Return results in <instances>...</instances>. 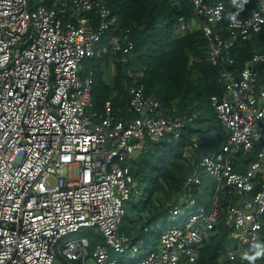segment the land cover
<instances>
[{
    "label": "built area",
    "instance_id": "2783aa9c",
    "mask_svg": "<svg viewBox=\"0 0 264 264\" xmlns=\"http://www.w3.org/2000/svg\"><path fill=\"white\" fill-rule=\"evenodd\" d=\"M187 1L191 16L178 17L176 29L202 32L221 68L225 91L210 106L227 140L199 155L165 219L173 225L140 253L143 240L118 232L124 203L139 192L131 161L147 143L177 139L196 116L167 114L136 83L128 88L135 117L116 118L109 101L101 113L91 109L92 73L80 70L115 21L103 0L32 8L0 0V264H199L221 223L229 260L250 264L243 257L259 242L264 213V53L235 70L231 50L261 31L264 0H229L239 16L225 26L223 0ZM125 39L111 37V52L129 55ZM92 227L98 232H81ZM94 236L103 243L91 245Z\"/></svg>",
    "mask_w": 264,
    "mask_h": 264
},
{
    "label": "trees",
    "instance_id": "16d2710c",
    "mask_svg": "<svg viewBox=\"0 0 264 264\" xmlns=\"http://www.w3.org/2000/svg\"><path fill=\"white\" fill-rule=\"evenodd\" d=\"M57 1L28 0V6H50ZM223 1L227 16L221 26H225L230 17L239 16L230 7L229 0ZM103 2L115 21L102 36L94 55L83 59L80 70L82 76L92 73L91 109L101 113L105 102L109 101L116 118L126 120L135 117L136 114L128 110V88L136 83L143 86L146 96L158 100L167 114L196 116L192 123L185 124L177 139L167 135L163 141L147 143L131 161L130 172L139 192L124 203V216L118 232L133 242L143 240L144 248H147L149 233L167 223L165 219L170 206L181 193L186 178L197 170L199 155L217 151L226 143L227 132L210 106V97L222 95L225 88L220 78L221 68L209 61L204 34L194 31L180 35L177 32V18L191 16L187 0ZM111 37L130 41L133 45L130 54L111 52L107 45ZM103 47L107 50L102 51ZM254 53H264V24L252 40L237 39L234 42L231 50L234 67L231 68L240 70ZM110 62L114 72L107 83L104 74ZM128 71L132 72L131 77L126 75ZM194 140L198 141L196 147H193ZM253 157L252 153L248 160ZM205 197V193L197 196L198 203L203 204ZM227 236V226L219 224L199 248L198 263L241 264L229 260ZM90 243H103V239L94 236ZM258 244L264 245V213ZM154 245L152 243L150 249ZM140 258L141 255L137 257ZM255 264H264V257L258 258Z\"/></svg>",
    "mask_w": 264,
    "mask_h": 264
},
{
    "label": "rangeland",
    "instance_id": "374dc122",
    "mask_svg": "<svg viewBox=\"0 0 264 264\" xmlns=\"http://www.w3.org/2000/svg\"><path fill=\"white\" fill-rule=\"evenodd\" d=\"M103 39H105L103 37ZM100 44V43H99ZM96 47H98V44L96 45ZM103 51V50H102ZM106 51V50H104ZM111 67H113V63H109L108 67L106 68V73L104 74V78H105V81L107 83H109L111 81V76H112V70H111ZM114 68V67H113ZM206 185L208 186V189L211 188V181L210 182H207ZM209 198V197H207ZM173 224L172 223H164L163 225H160V226H157L155 227L154 231H152L151 233H149L148 235V239H149V245L147 246V248H142L140 250V253H145L146 251H148L151 247H152V243H155L157 241V236L158 234L163 230L165 229L166 227H169V226H172ZM90 230L93 232V233H97L98 232V229L96 227H92L90 228ZM89 229L87 228H84L81 230V232H86L88 233V231H90Z\"/></svg>",
    "mask_w": 264,
    "mask_h": 264
},
{
    "label": "clouds",
    "instance_id": "9594fccd",
    "mask_svg": "<svg viewBox=\"0 0 264 264\" xmlns=\"http://www.w3.org/2000/svg\"><path fill=\"white\" fill-rule=\"evenodd\" d=\"M257 246L254 248L252 254L245 253L244 259L248 260L250 264H255V261L258 258L264 257V245L256 244Z\"/></svg>",
    "mask_w": 264,
    "mask_h": 264
},
{
    "label": "crops",
    "instance_id": "0c3cea01",
    "mask_svg": "<svg viewBox=\"0 0 264 264\" xmlns=\"http://www.w3.org/2000/svg\"><path fill=\"white\" fill-rule=\"evenodd\" d=\"M111 70L114 72V68L113 67H111ZM113 72H112V74H113Z\"/></svg>",
    "mask_w": 264,
    "mask_h": 264
}]
</instances>
